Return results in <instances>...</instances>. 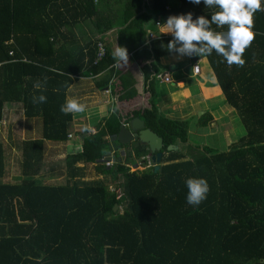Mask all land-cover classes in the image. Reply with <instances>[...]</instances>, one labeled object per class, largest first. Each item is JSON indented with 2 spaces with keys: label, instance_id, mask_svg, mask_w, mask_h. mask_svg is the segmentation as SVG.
I'll return each mask as SVG.
<instances>
[{
  "label": "trees",
  "instance_id": "obj_1",
  "mask_svg": "<svg viewBox=\"0 0 264 264\" xmlns=\"http://www.w3.org/2000/svg\"><path fill=\"white\" fill-rule=\"evenodd\" d=\"M215 10L190 0H0V121L6 103L22 102L26 118L42 126L41 135L16 141L23 159L14 180L7 165L13 143L0 139V264H264V11L253 15L243 66H228L215 51L201 56L245 127L229 149L206 146L195 154L191 125L207 126L213 114L178 119L153 100L126 115L115 107L95 132L85 130L81 150L64 155L63 183L44 177L57 152L47 142L59 152L72 137L73 113L60 111L72 82L108 71L98 85L105 87L117 75L105 33L116 29L128 53L154 60L143 69L155 93L160 58L176 52L167 49L171 35L148 33L170 15L210 18ZM86 29L93 37L82 43ZM99 42L107 52L94 64ZM124 89L121 99L137 94ZM40 94L46 102L33 104ZM136 116L164 139L157 170L148 144L117 138L124 119ZM137 165L144 169L132 170ZM192 176L209 185L197 206L185 200L184 181Z\"/></svg>",
  "mask_w": 264,
  "mask_h": 264
},
{
  "label": "crops",
  "instance_id": "obj_2",
  "mask_svg": "<svg viewBox=\"0 0 264 264\" xmlns=\"http://www.w3.org/2000/svg\"><path fill=\"white\" fill-rule=\"evenodd\" d=\"M163 31L164 26L160 27L157 31L151 29L150 33L157 34V32H160L167 34V36L168 34L169 36L171 35L170 33ZM150 33H148V39ZM104 38L109 43L112 50L116 44L119 45L116 29L105 33ZM136 53H128L129 59L126 65L121 67L114 66L117 75L114 74L110 84L105 87H99L98 85L104 84V75L108 71L89 74L80 79H75V81L72 82L67 90V98H76L79 102L84 103L86 106L85 112L81 114L79 113L78 115L73 113L71 128H74L76 131H71L70 134H72V137L69 139L65 147H62L61 150H59L60 155L56 152L54 156L58 155L60 156L59 159H61L63 154L61 152L66 151L67 154H70V152L74 153L75 149L81 150L83 139L88 135V133H85V130L90 129L92 132H95L96 125L104 117L108 116L115 107L126 115L130 112L140 111L150 107L152 101L155 100L162 111H165L166 113L168 112V114L172 116H179L181 119H189V117L194 119L197 115L192 107L200 104V101L203 99L202 96H205V99L203 100H211L223 94L216 85V75L211 68L209 61L206 60V57H201L200 65L202 69L201 73L197 75L192 69L194 59L190 56H180L177 53L165 55L160 58V74L169 76L170 81H166L165 79L159 80L156 78V92L152 93L147 90L148 87L145 85V69L143 68L145 65H151L154 60L147 59L143 54L136 55ZM205 60L207 66H202V61L205 62ZM152 70L153 72L155 71L154 69ZM123 79H125L124 81H126V84H123ZM124 85H127L129 89L128 93L136 90L137 94L132 98L121 99L120 96L125 93ZM192 99H194V101H192ZM177 107L181 108L179 109ZM216 109L217 108H213V110ZM24 111V105L22 102H8L4 105V115L3 119L0 121L1 123L7 121L9 124L7 130L8 139L3 138V141L6 139L5 141L8 145L13 143L12 150L8 148L7 165L10 167L11 176L14 177L20 176L21 162L23 159L22 151L15 147L17 143L16 141H18V139L21 140L30 137L26 135L28 126L23 125L26 121ZM205 113H201V116ZM31 121L35 123L36 128L39 127V119L35 117L32 118ZM123 123L130 122H127L126 119H124L122 124ZM76 133H78V136ZM35 136L36 135L34 134L32 135V137ZM121 154L125 155V150H121ZM58 162L60 161L58 160ZM12 168L17 172L12 173ZM17 181H19V179Z\"/></svg>",
  "mask_w": 264,
  "mask_h": 264
},
{
  "label": "clouds",
  "instance_id": "obj_3",
  "mask_svg": "<svg viewBox=\"0 0 264 264\" xmlns=\"http://www.w3.org/2000/svg\"><path fill=\"white\" fill-rule=\"evenodd\" d=\"M190 2L197 5L203 3L206 8L216 10L211 12L210 18L201 15L194 19L191 12L170 15L163 22V32L170 33L172 36V40L167 44V49L180 56H196L195 58L200 61L201 56L210 55L215 51L228 66L233 64L243 66L245 63L242 58L243 52L253 41L255 35L253 15L258 11H264V7H262L264 0H190ZM212 24L217 27L226 25L227 29L223 32L212 31L210 30ZM164 35L167 36V34ZM156 36L158 37V35ZM111 55L115 67H121L128 63V50L124 46L116 44ZM95 59L94 64H98L99 62L95 63ZM33 87L40 89L41 84L36 82ZM44 102H46L45 95L32 96L33 104ZM85 107V104L76 98L66 97L60 106V111L64 114L80 113L85 111ZM184 184L187 189L185 195L187 204L197 206L206 199L209 185L205 177L192 176L187 178Z\"/></svg>",
  "mask_w": 264,
  "mask_h": 264
},
{
  "label": "rangeland",
  "instance_id": "obj_4",
  "mask_svg": "<svg viewBox=\"0 0 264 264\" xmlns=\"http://www.w3.org/2000/svg\"><path fill=\"white\" fill-rule=\"evenodd\" d=\"M86 31L87 32H84V34H82L85 40L83 38L80 39L82 43L84 41L86 42V40H88L89 37L91 36L93 37V35L89 33L90 30L88 31L86 29ZM88 33L89 35H87ZM78 35L80 36L81 34H78ZM206 60L205 62L202 61V66H207ZM219 90L221 89L219 88ZM202 97L203 99H205V96H202ZM203 99L200 101V104L194 105V107L192 108L195 110V113L197 116H201V113H205L209 111L213 114L214 119L211 122L209 121L208 125L204 127L203 126L200 127V125H197L196 122L192 123L191 129H190V140H189L191 144L189 145V148H194L195 150L194 152H196L195 154H198L200 150L206 146L214 147L220 150H227L232 146L234 142L239 141V139L245 134V127L242 123L240 115L238 114L235 108L225 103V98L223 94L211 100H208V99L203 100ZM192 101H194V99H192ZM181 105H184V104H181ZM213 108H217V109L213 110ZM84 112L85 111L80 112V114ZM78 114L79 113H76V115ZM173 117L181 119L179 118V116H173ZM4 122L5 123L0 122V139H3V138L8 139L7 130H8L9 124L7 121H4ZM23 125L28 126L27 133H26V135L28 136H31L34 134L36 135L35 137H37L41 135L42 133L41 124L39 125L38 128H36L35 123L32 122L31 119L27 120L26 118V121L23 123ZM72 131L75 132L76 130L72 128ZM76 135L78 136V133H76ZM47 144H48V148L52 149L50 152H52L53 150L58 152V148L57 149L53 148L52 142L48 141ZM61 148L62 146L59 148V150H61ZM78 150L79 149H75L74 152ZM61 153H63L61 156V159H59L60 156L58 155L54 156L55 153H53L51 156L49 155L47 159L48 162L45 163V167H47L45 168L46 174L44 176L46 182L63 183L65 181V177L62 171L64 169L63 158H64V155L66 154V151L61 152ZM57 154H59V152ZM58 160L60 162H58ZM137 169L141 170V169H144V167L140 165L132 166V170H137ZM16 172L17 171L12 168V173H16ZM93 177L96 178V175L92 174L91 178ZM9 178L14 180L12 176H9ZM114 186L115 184L112 183L113 188Z\"/></svg>",
  "mask_w": 264,
  "mask_h": 264
},
{
  "label": "water",
  "instance_id": "obj_5",
  "mask_svg": "<svg viewBox=\"0 0 264 264\" xmlns=\"http://www.w3.org/2000/svg\"><path fill=\"white\" fill-rule=\"evenodd\" d=\"M117 138L121 143L127 144L134 139H139L141 143L148 144L152 153L151 159L155 163V169H159L163 158L164 139L157 132L146 126L145 121L136 116L131 119L130 123H123ZM177 149L176 145H170L168 149ZM118 205L114 206V210L118 209Z\"/></svg>",
  "mask_w": 264,
  "mask_h": 264
},
{
  "label": "built area",
  "instance_id": "obj_6",
  "mask_svg": "<svg viewBox=\"0 0 264 264\" xmlns=\"http://www.w3.org/2000/svg\"><path fill=\"white\" fill-rule=\"evenodd\" d=\"M149 36H150L151 39H154V38L157 37L154 33H150ZM105 54H106L105 46H104L103 43H100L99 44L98 53H97V57L95 59V63L100 62L105 57ZM190 57L194 59V63H193V66H192L193 72L195 74H197V75L200 74L201 73V69H202V67L200 65V59L195 58L196 56H190ZM157 78L159 80L165 79L166 81H170V77L169 76L162 75L160 73L157 74ZM106 162H107V164H110L111 163L110 160H107Z\"/></svg>",
  "mask_w": 264,
  "mask_h": 264
},
{
  "label": "flooded vegetation",
  "instance_id": "obj_7",
  "mask_svg": "<svg viewBox=\"0 0 264 264\" xmlns=\"http://www.w3.org/2000/svg\"><path fill=\"white\" fill-rule=\"evenodd\" d=\"M135 140H138V139H134V140H132L130 143L135 142ZM130 143H127V144H130ZM151 156H152V153H151V155L149 156V160H151V162H153L152 159H151Z\"/></svg>",
  "mask_w": 264,
  "mask_h": 264
}]
</instances>
